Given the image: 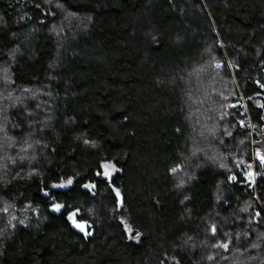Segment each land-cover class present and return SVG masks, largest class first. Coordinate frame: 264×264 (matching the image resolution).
Returning a JSON list of instances; mask_svg holds the SVG:
<instances>
[{
    "label": "trees",
    "instance_id": "1",
    "mask_svg": "<svg viewBox=\"0 0 264 264\" xmlns=\"http://www.w3.org/2000/svg\"><path fill=\"white\" fill-rule=\"evenodd\" d=\"M57 1L0 0V264H264V0Z\"/></svg>",
    "mask_w": 264,
    "mask_h": 264
},
{
    "label": "rangeland",
    "instance_id": "2",
    "mask_svg": "<svg viewBox=\"0 0 264 264\" xmlns=\"http://www.w3.org/2000/svg\"><path fill=\"white\" fill-rule=\"evenodd\" d=\"M46 1H47V3L49 5L55 6L56 8L60 9V6H59V3H58L57 0H46ZM61 14L63 15V18L60 19V21H58L57 23H55V25L53 26V33L56 36H58V37L60 36V38L64 37V36H68L69 35V30H72L74 32H76L75 29L85 30L86 27L84 25V20H81L80 18H78L76 16H73V15L66 16L63 11H61ZM0 25H1V21H0ZM1 65L3 66V72L1 73L2 76H3L5 74V71H6L7 67H8V65H7V63H3ZM35 89L36 88H32V89L27 90V93H28V95H30V98H35L36 96L38 97L40 94H42V92L40 90H37V89L35 90ZM10 94H8V95H10ZM24 94H26V92H24ZM10 96H12V94ZM26 96H27V94H26ZM23 98H24V95L22 94V95H20V97L17 96V97H15V99H11V101H10L11 102V107L21 105V102L23 101ZM4 112L1 113L0 118H4L3 117V113ZM105 164H108L110 166L109 169H108V171L110 173V177H106L105 175H104V177L111 178L117 172V169L112 163H105ZM103 170H104V168H103ZM0 178H3V177L0 176ZM62 183L67 185V181L66 182H62ZM71 186H72V184L71 185H67L66 187H63V189H68ZM53 189H58V188H54L53 187ZM4 208H6V207H4ZM2 214H3L4 217H1V218L5 219L7 217L6 213H2ZM255 220H256V218H255ZM7 228H8V223L5 224L4 227L0 228V237L3 236L6 233ZM126 228H127L128 234L130 236V239L135 241V242H138L139 238L132 234V231H131V229L128 226Z\"/></svg>",
    "mask_w": 264,
    "mask_h": 264
},
{
    "label": "snow or ice",
    "instance_id": "3",
    "mask_svg": "<svg viewBox=\"0 0 264 264\" xmlns=\"http://www.w3.org/2000/svg\"><path fill=\"white\" fill-rule=\"evenodd\" d=\"M217 67H219V65H217ZM257 84H258L259 88L264 89V84H260L259 82H257ZM260 106L264 107V104H262ZM233 107H235V105H233ZM257 158L260 160V162L262 164H264V154H262L259 151H257ZM102 167L104 168V175L106 177H110V173L108 171L110 166L108 164H104V165H102ZM97 175H100V173H97ZM248 175L251 176L252 174L248 173ZM232 179H235V177H232ZM72 183H73L72 179L69 178L68 181H67V185H71ZM67 185H65L64 183H61V184H58V185H53V187L54 188H63V187H66ZM84 187L85 188H94L95 185L85 184ZM114 191L116 192L117 197H119L120 196L119 190H114ZM46 195H47V193H46ZM62 207H64V206L60 205V204H55L54 205V208H55L56 211H59ZM75 215H76L75 212L69 213L68 219L73 222V225L75 227L79 228L81 231H85V227L86 226L84 224L77 223L76 220L74 219ZM257 215H260V213H257ZM212 231H213V234H214L215 231H216L215 226H213ZM137 235H139V234H137ZM222 247L227 248V245L226 244L222 245Z\"/></svg>",
    "mask_w": 264,
    "mask_h": 264
},
{
    "label": "built area",
    "instance_id": "4",
    "mask_svg": "<svg viewBox=\"0 0 264 264\" xmlns=\"http://www.w3.org/2000/svg\"><path fill=\"white\" fill-rule=\"evenodd\" d=\"M242 107L245 109V111H247V105L245 103H243ZM250 118L247 119V122H250ZM255 146V145H254ZM257 151H260V148H254L253 150V155H252V159L246 164L247 169L250 171V173L252 174L251 180L249 181V185H250V189H254L256 187V180H257ZM250 166V167H249ZM260 213V212H258ZM262 217L261 213L260 215L256 214V220L260 219Z\"/></svg>",
    "mask_w": 264,
    "mask_h": 264
},
{
    "label": "water",
    "instance_id": "5",
    "mask_svg": "<svg viewBox=\"0 0 264 264\" xmlns=\"http://www.w3.org/2000/svg\"><path fill=\"white\" fill-rule=\"evenodd\" d=\"M46 193H47V195H46ZM50 194H51V190L45 192V193L43 194V196L46 197V198H48L50 203H54V199H53V198H52V199L50 198ZM54 205H55V204L52 205V207H51L52 210H51V211L54 212V213H56V214H58V215H60V214L62 213V211H63V208H61L59 211H56L55 208H54ZM120 206H121V207L123 206V205H122V202L120 203ZM84 225H85V224H84ZM85 226H86V225H85ZM85 228H86V227H85Z\"/></svg>",
    "mask_w": 264,
    "mask_h": 264
},
{
    "label": "flooded vegetation",
    "instance_id": "6",
    "mask_svg": "<svg viewBox=\"0 0 264 264\" xmlns=\"http://www.w3.org/2000/svg\"><path fill=\"white\" fill-rule=\"evenodd\" d=\"M73 181V180H72ZM58 185V184H57ZM72 186H73V183H72ZM71 186V187H72ZM71 187H69L68 189H63V188H58V189H52V190H60V191H63V192H67ZM74 219L76 220L77 223L78 222V219H77V214L75 215ZM79 224H84V223H79ZM86 229H87V226H86Z\"/></svg>",
    "mask_w": 264,
    "mask_h": 264
}]
</instances>
